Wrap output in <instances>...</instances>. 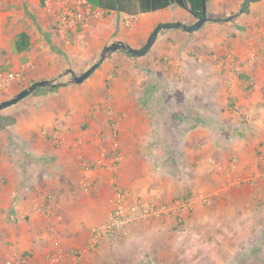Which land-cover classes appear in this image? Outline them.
<instances>
[{"label":"crops","instance_id":"1","mask_svg":"<svg viewBox=\"0 0 264 264\" xmlns=\"http://www.w3.org/2000/svg\"><path fill=\"white\" fill-rule=\"evenodd\" d=\"M87 1L97 15L62 36L56 15L40 0H0V65L14 71L30 65L1 101L32 80L83 73L115 41L140 48L171 16L168 7L140 13L149 19L129 31L130 14ZM207 13L216 20L193 33L162 30L142 60L112 52L83 83L31 93L1 110L0 264L19 258L76 264V252L85 254L79 264H238L244 240L257 255L264 243V0H207ZM196 20L192 15L185 23ZM22 31L31 47L17 52L14 38ZM160 83L190 98L180 102L187 108L181 120L191 123L180 139L184 153L179 150L186 180L161 175L160 165V175L150 174L146 160L153 128L142 97ZM116 138L123 160L112 166ZM103 151L105 164L98 165ZM85 176L90 189L81 187ZM117 190L128 203H162L183 191L209 199L179 215L137 219L127 240L104 237L91 246Z\"/></svg>","mask_w":264,"mask_h":264},{"label":"rangeland","instance_id":"2","mask_svg":"<svg viewBox=\"0 0 264 264\" xmlns=\"http://www.w3.org/2000/svg\"><path fill=\"white\" fill-rule=\"evenodd\" d=\"M168 10L170 11L171 16H167V19L165 20V22L185 23L186 21H188V19L192 17V15L186 9L181 8L177 4L171 5L170 7H168ZM163 16L164 14L162 15V17ZM148 19L149 17L147 15H140V16L138 15L137 19H135L133 22L136 23L135 26H137L139 22L142 23L143 21H146ZM131 28H133V25L128 27L129 31L132 30ZM164 30L167 31V30H174V29H164ZM185 32L193 33L194 31L192 32L185 31ZM151 52H152V49H150L149 52L146 53L145 55H136V57L139 60H142L143 56L147 57L148 55L151 54ZM51 63L52 65H54L53 61ZM45 68L46 67H44V69ZM36 69L37 68H34L33 71H35ZM182 74L183 73H181L180 75L182 76ZM177 76L178 74L175 73V78ZM71 77H72L71 74H66V75L62 74L60 77L56 78V80L66 81ZM155 86H157L156 89L151 91L149 94L148 93L144 94L145 96L142 97L143 101H145V103H147V106H149V108L147 109L151 117V127L153 128L151 136L146 142H144L145 143L144 147L147 150L145 151L146 160H148V165L151 169L150 171L152 172L150 174L160 175L156 170L157 167L160 165V167L164 171L161 175H172V176L175 175V176H180L182 179L186 180L188 178L187 176L188 172L187 170H185L186 158L183 155L184 153L183 152L184 150H182L183 144L180 143L181 142L180 139H181L182 133L187 129V126H190L191 123L188 120H187L188 122L181 120L182 119L181 117L183 116L186 117L185 112L187 111L186 110L187 108L186 106L180 105V102H183V104L185 102L189 103L190 98H185L186 96L185 93H180V92L178 93L176 91V88L166 87L164 86L163 83H160V85L157 84ZM13 92L14 90L11 91L10 89L9 92H6L5 94H3V96L10 95ZM0 99H2V97H0ZM20 102L22 101L20 100L16 104L9 106L5 109L9 110L10 108L17 107L22 104ZM220 126H223V125H217V127H220ZM224 127L226 130L227 126H224ZM113 144L116 145V147L114 148L115 149L114 151L116 152L115 156H120V159L116 162V164H118L120 163V161L123 160L122 159L123 157L121 156V154H123V150H122V147L120 146L121 142L117 138H116V141L113 142ZM154 149H156V152ZM179 150H181L183 153ZM174 165L177 166L176 168L178 167L180 168L179 171H176L175 170L176 168H175L172 174L167 173L166 169L167 168L173 169ZM233 165H236V163H233ZM91 187L92 186H90L89 189ZM191 195L192 194L190 192L183 191V193H180L179 195L175 196L171 200H168V201L163 200L162 203L171 204L175 202L176 200H184L190 197ZM130 227L131 226H129L127 231L123 233L121 237H119L118 239H121V241L123 239L127 240L128 234L130 232L129 230ZM246 241L247 240L242 241L241 243L242 246L240 245V250L234 257L237 260V262H240L238 264H250V261L253 262L252 264H264V243H260L258 245L259 252L257 253V255H255V257H253V254H250L248 252L249 249L247 247H249V243L247 244ZM231 260L233 261L234 259L232 258Z\"/></svg>","mask_w":264,"mask_h":264},{"label":"built area","instance_id":"3","mask_svg":"<svg viewBox=\"0 0 264 264\" xmlns=\"http://www.w3.org/2000/svg\"><path fill=\"white\" fill-rule=\"evenodd\" d=\"M43 7L49 13L56 15L57 29L62 36H65L68 31L85 25L87 19L90 16L97 15L92 5L87 0H40ZM137 19V15H128L124 19V24L130 27L133 21ZM29 64L21 65L16 71L6 70L0 65V95L9 90L11 86L20 81L25 73V70L29 67ZM61 138H57V142H61ZM106 152H101L100 158L97 161L98 165H104L106 159ZM120 159V156H115L111 160V165L114 166ZM87 169H91L87 167ZM93 182L90 180V176H85L81 180V187L89 189ZM207 195L202 196H190L184 200H176L175 202L168 203H156L145 199H136L131 203L127 202L126 193L123 190H117L114 199L112 200L113 208L110 212L109 219L93 229V238L91 246H95L104 237L119 238L125 233L128 227L137 219H152L160 218L170 214H181L187 209L192 208L194 203L198 200L202 202L208 201ZM75 263L79 264L85 257L82 252L75 253ZM55 261L57 258H50ZM23 258H19L15 261H7V264H22Z\"/></svg>","mask_w":264,"mask_h":264},{"label":"water","instance_id":"4","mask_svg":"<svg viewBox=\"0 0 264 264\" xmlns=\"http://www.w3.org/2000/svg\"><path fill=\"white\" fill-rule=\"evenodd\" d=\"M202 9H203L202 17L198 18L193 24H186L181 22H162L157 24L154 27L153 31L151 32L145 44L140 48H134L133 46L129 45L128 43L122 40H118L107 45L100 52L98 59L83 73L75 74L66 81H57L56 78L38 80L30 84L29 86L23 88L12 97L0 101V111L9 106L16 104L17 102H19L20 100L31 94L34 90H36L39 87L53 86V85L64 86L67 83H76V84L83 83L100 66L101 61L104 60L112 52L123 50L131 55H145L154 45L160 32L164 29H182L187 32H192L199 30L206 22L216 20V18L210 17L207 14V4L205 3V1L202 5ZM242 11L243 10L241 9L240 12ZM236 15L237 14L231 15L226 19L229 20ZM64 74H67V71Z\"/></svg>","mask_w":264,"mask_h":264},{"label":"trees","instance_id":"5","mask_svg":"<svg viewBox=\"0 0 264 264\" xmlns=\"http://www.w3.org/2000/svg\"><path fill=\"white\" fill-rule=\"evenodd\" d=\"M207 4V0H92L93 5L107 10H116L130 15H138L140 13L152 12L165 9L173 4H177L183 9H186L196 19L203 15L202 5ZM244 11L247 8L244 7ZM208 14V13H207ZM221 19V18H220ZM14 49L17 52L29 50L31 47V36L25 31L19 32L14 38ZM36 82L30 81L27 85L22 86V89ZM58 85L39 87L32 92L38 95L48 91H54L59 88ZM0 127H3L4 124Z\"/></svg>","mask_w":264,"mask_h":264}]
</instances>
